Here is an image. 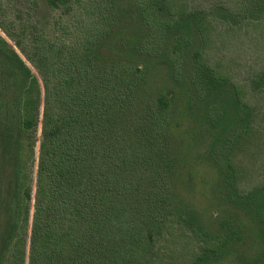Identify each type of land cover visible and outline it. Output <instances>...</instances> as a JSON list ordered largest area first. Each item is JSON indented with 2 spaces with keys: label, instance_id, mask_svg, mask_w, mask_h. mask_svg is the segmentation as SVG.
Wrapping results in <instances>:
<instances>
[{
  "label": "trees",
  "instance_id": "obj_1",
  "mask_svg": "<svg viewBox=\"0 0 264 264\" xmlns=\"http://www.w3.org/2000/svg\"><path fill=\"white\" fill-rule=\"evenodd\" d=\"M46 2L47 21L21 9L0 20L15 43L0 34V264H216L242 219L264 242V188L242 191L232 164L258 115L207 53L212 24L264 22V0ZM252 82L261 90L264 69ZM182 95L213 139L228 212L214 222L185 192ZM244 264H264V248Z\"/></svg>",
  "mask_w": 264,
  "mask_h": 264
},
{
  "label": "rangeland",
  "instance_id": "obj_2",
  "mask_svg": "<svg viewBox=\"0 0 264 264\" xmlns=\"http://www.w3.org/2000/svg\"><path fill=\"white\" fill-rule=\"evenodd\" d=\"M1 1L0 20L7 14L21 17L17 9L24 10L25 18L30 15V12H33L34 16L44 21L58 15L48 7L46 0H36L34 11L29 10V4L32 3H29L28 0ZM11 1L14 7H9ZM209 2L210 0H176L179 6L191 3L194 6L203 7ZM0 34L15 46V43L1 29ZM17 51L20 52L18 49ZM207 53L220 71L242 88L246 102L258 115L256 123L254 122V127H256L254 132H258L251 133L244 138L245 140L238 143L239 151L234 154L232 164L233 170L241 179L240 189L242 191L262 189L264 188V85L260 86L261 90H257L252 79L264 69V22H248L235 27H227L221 22L212 24L208 34ZM21 56L40 79L37 70L22 54ZM151 75L152 90L155 91L164 81L165 73L155 69ZM181 97L176 108L177 115L182 116L177 136L182 157V174L189 181L185 192L190 203L199 211L203 219L206 222H214L216 213L225 216L228 215V212L224 207H219L220 180L209 155L207 156L213 139L207 131L199 130L198 124L202 122V119H199L198 109H188L185 97L183 95ZM218 105L221 112L229 108L223 100L218 101ZM230 128L231 123L227 121L222 124L220 129L229 131ZM40 135L41 128L38 131V138ZM39 146L40 142L36 148L37 156ZM240 224L242 240L238 242V245L231 246L223 260L216 264H244L246 260L252 259L263 250L264 242L258 238L249 221L242 219ZM193 245L191 242H179L176 247L189 252Z\"/></svg>",
  "mask_w": 264,
  "mask_h": 264
}]
</instances>
